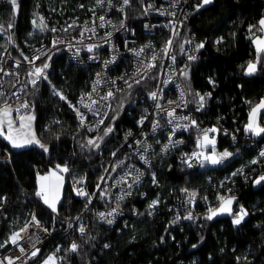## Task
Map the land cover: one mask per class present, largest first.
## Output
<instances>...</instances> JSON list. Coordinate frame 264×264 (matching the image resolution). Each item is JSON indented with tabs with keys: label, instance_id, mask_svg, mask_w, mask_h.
<instances>
[{
	"label": "trees",
	"instance_id": "16d2710c",
	"mask_svg": "<svg viewBox=\"0 0 264 264\" xmlns=\"http://www.w3.org/2000/svg\"><path fill=\"white\" fill-rule=\"evenodd\" d=\"M198 5L178 34L182 41L195 33L203 44L196 58L178 62L192 108L184 142L166 154L154 145L145 177L121 200L126 213L113 224L97 218V211L106 205L97 184L107 165L117 170L133 157L129 147H120L121 132L134 123L128 110L137 96L153 88L154 71L117 92L103 124L87 132L78 128L74 104L88 88L92 68L74 64L60 48L46 50L36 61L43 74L30 83L25 95L33 103L29 112L34 131L47 151L13 147L0 134V150L10 153L8 160L0 159V250L10 245L9 235L34 209L51 233L40 244L39 259L52 253L60 264H264V181L256 183L264 176V156L257 153L264 133L253 135L245 127L250 108L264 97V52L252 46L264 0ZM97 9L98 0H16L15 7L10 0H0V24L11 25L16 39L13 54L21 58ZM40 18L42 23L36 25ZM5 43L0 36V52ZM251 62L256 70L249 73ZM2 81L7 92L14 77L4 75ZM194 102H200L198 109ZM260 121L264 123V113ZM212 124L220 127L214 135L216 148L231 154L216 165L196 154L197 137ZM223 127L228 132L223 133ZM108 128L112 131L105 134ZM235 129L239 130L236 139L230 135ZM98 133L100 142L92 146L89 138ZM249 140L257 146L249 145ZM183 150L193 154L190 162L179 159ZM58 164L67 171L53 212L37 195L36 179ZM74 181L86 195L76 193ZM227 195L237 196L234 212L209 221L208 213ZM241 208L247 215L236 225L233 220ZM80 212L85 231L66 232V219ZM73 243L78 245L76 251L71 250Z\"/></svg>",
	"mask_w": 264,
	"mask_h": 264
},
{
	"label": "built area",
	"instance_id": "2783aa9c",
	"mask_svg": "<svg viewBox=\"0 0 264 264\" xmlns=\"http://www.w3.org/2000/svg\"><path fill=\"white\" fill-rule=\"evenodd\" d=\"M199 1L129 0L125 5L123 0H101L96 11L69 29H75V32L61 30L21 58L13 54L16 39L11 33V25L0 24V36L6 40L0 52V98L3 97L0 107L17 101L9 109L15 124H19V118L32 108V100L25 92L30 83L39 78L35 63L46 50L60 48L74 64L92 68L89 86L78 94L74 104L78 128L87 132H94L103 124L117 92L144 80L154 71L153 88L145 95L137 96L133 108L128 110L134 123L121 132L120 147H129L133 157L117 170L107 165L97 184V190L104 194L106 204L97 211V218L106 223L111 220L112 223L108 224L115 223L125 215L120 202L129 197L145 177L154 145L166 154L184 142L183 133L192 121V108L188 104V92L178 62L182 58H196L200 41L195 33H189L182 41L178 34L181 24L189 19ZM22 67H25L24 71ZM4 75L14 77L7 92L3 89ZM109 92L113 95L109 96ZM152 93L156 94L155 98ZM199 105L200 102L192 104L196 109ZM219 128L212 124L208 126L207 133L214 136ZM238 131H230L231 137L236 139ZM222 132H228V128L223 127ZM201 136L197 137L198 141ZM248 144L257 146L253 140H249ZM261 152H264V142L257 150L259 155ZM9 158L8 150H0V159ZM179 159L190 162L193 154L180 151ZM73 188L80 195L82 189L75 181ZM186 199L191 201L192 197L187 196ZM33 216L39 221V226L33 221ZM81 227L85 231L82 212L66 219V232L82 234ZM45 229L32 209L25 222L14 231V235L18 234L16 242L0 250V264H9V260L12 264H30L39 251L35 256L32 253L39 250L41 242L51 236L49 230ZM53 256V264H60L59 259ZM39 262L41 264L43 261Z\"/></svg>",
	"mask_w": 264,
	"mask_h": 264
},
{
	"label": "snow or ice",
	"instance_id": "6c2138e0",
	"mask_svg": "<svg viewBox=\"0 0 264 264\" xmlns=\"http://www.w3.org/2000/svg\"><path fill=\"white\" fill-rule=\"evenodd\" d=\"M99 2H101V0H98V3H99ZM211 2H212V0H203V4H209V3H211ZM10 3H11L14 7L16 6V0H10ZM123 3H124L125 5H127V4L129 3V0H123ZM201 6H202V5H201ZM100 19L103 20V17H100ZM259 24H260L262 27H264V18H262V19L259 21ZM54 30H55V29H53V31H54ZM257 43H258V45L264 46V40H259V39H258V40H257ZM199 47H203V44L199 45ZM89 50L91 51V49H89ZM258 50H259V51H264V47H261V48H259ZM38 58H39V57H37V59H38ZM43 67H44V68H47V67H48V64H44ZM255 70H256V65L253 64V63H249V64H248V72H249V73H252V72H254ZM35 72H36V74H40V75L43 74V70H42L41 68H36V69H35ZM45 78H46V77H45ZM32 83L35 84L36 81L33 80ZM108 95L111 96V95H113V93H112V92H109ZM209 95H210V94H209ZM155 96H156V94H155V93H152V97L155 98ZM61 98L64 99L63 96H61ZM200 100H201V102H203V100H204V96H200ZM24 106L27 107L26 104H25ZM201 107H203V103H201ZM259 108H264V101H261L260 105H258L257 108H254V109L252 110V113L250 114V115H251V120H250V122L248 123L247 128H246V130L251 131V132H253V133L256 134V135H259V134H261V133H264V127H259V126L256 124V120H255L256 113H257V110H258ZM77 111H78V110H77ZM171 114H172V113L170 112L169 115H171ZM0 115H3V116L6 117V116L8 115V111H7V109H0ZM78 115H79V112H78ZM82 119H83V118H82V116H81V120H82ZM2 123H3V121L0 120V125H2ZM11 123H12L11 120H9V121H8V126H9V128H11ZM193 123H195V121H193ZM111 131H112V129H111V128H108V129L106 130V133H105V134H107L108 132H111ZM212 131H216V129H212ZM0 134H3V132L0 131ZM5 138L9 140V142L12 144L13 147H16V148L23 147L25 144L39 143L38 141H35L34 138H33V139H25V140H23L22 142H18L16 139H13V138L11 137L10 134L7 135ZM205 139H207V137H205ZM89 143H94V142H93V141H89ZM40 147L44 148V150L47 151L46 146H44V145H40ZM113 155H114V154H113ZM229 155H231V154L228 153V152H224V153L222 154L221 159H222L223 157H227V156H229ZM260 155H261V156H264V152H261ZM206 159H209V160L211 161V163H213V164H217V163L220 162V160H217V159H215V158H213V157H206ZM58 167H59V166H58ZM189 167H191V165H189ZM63 170H64V171H67L66 168L63 169ZM44 179H47V178L45 177ZM136 179H139V177H137ZM261 181H264V176H261V177L259 178V180L256 181V183H260ZM79 194H81V195H86V193H83V192H81V193H79ZM37 195H38V196H42L43 199H44L45 204H48V206H49L50 208H52V210H53L54 212L56 211L55 203L49 201L48 196H47V192L44 190V187H43V186L41 187V191H40V192H37ZM193 195H194V194H193ZM226 203H227L228 205H230V204L232 203V201L229 200V201H227ZM113 211H115V209H114ZM219 211H221V212H230V208L222 206V207L219 209ZM241 213H242V215H237L236 218L233 220V223H234V224L239 225V224L241 223V221L243 220L244 215H247V213L243 210V208H241ZM111 214H112V213H109V215H111ZM216 214H217V210H211V215H209L207 218H208V219H212L213 216H215ZM101 215H103V214H101ZM188 218H191V217H188ZM33 221L36 223L37 226H39V221L36 220L35 216H33ZM108 223H112V221L109 220ZM45 231H47V229H45ZM80 232H81V233L84 232V228H83V227L80 228ZM17 235H18V234H15V235L11 238L13 243L16 242V236H17ZM0 246H2V245H0ZM77 248H78V245H77V244L73 243V244L71 245V250H72V251H76ZM21 251H24V249L21 248ZM38 251H39V250L37 249L36 251H34V252L32 253V255L35 256V255L37 254ZM51 259H52V258L49 257V261H51ZM9 264H12L11 260H9ZM45 264H49V262H45Z\"/></svg>",
	"mask_w": 264,
	"mask_h": 264
},
{
	"label": "water",
	"instance_id": "95a60500",
	"mask_svg": "<svg viewBox=\"0 0 264 264\" xmlns=\"http://www.w3.org/2000/svg\"><path fill=\"white\" fill-rule=\"evenodd\" d=\"M213 1V0H212ZM210 4V3H209ZM209 4H203V0H201L200 4L198 5L197 8H203L208 6ZM202 5V6H201ZM17 102V101H16ZM16 102L10 103L8 105L0 107V109H7L8 115L5 117L3 115H0V120L3 121L2 125H0V131L3 132L2 136L3 138L9 143V140L6 139L5 137L7 135H11L13 139H16L18 142H22L25 139H33L35 141H38L39 143H31V144H25L23 147H36L38 149H43L40 147V145L46 146V143H43L39 140L37 137L33 123H34V116L32 113L25 114L19 118V124H15L10 116L9 109L10 107H14L16 105ZM11 120V128L8 126V121ZM12 145V144H11ZM22 148V147H19ZM231 200L232 203L228 205L226 202ZM237 203V196L236 195H227L225 196L219 204L214 207L212 210H217V214L213 216L212 219H208L209 221H212L215 218L221 217V216H230L234 212L235 205ZM224 206L230 208V212H221L219 209ZM211 215V211L208 213L207 217Z\"/></svg>",
	"mask_w": 264,
	"mask_h": 264
},
{
	"label": "crops",
	"instance_id": "0c3cea01",
	"mask_svg": "<svg viewBox=\"0 0 264 264\" xmlns=\"http://www.w3.org/2000/svg\"><path fill=\"white\" fill-rule=\"evenodd\" d=\"M264 18V15H261V17L258 19V22H257V25H258V30L259 32L252 38V46L254 48V50L256 52H264V51H259L258 49L261 48V47H264V46H261V45H258L257 43V40H264V27H262L260 24H259V21ZM252 63V62H251ZM254 64V63H253ZM247 71H248V67H247ZM261 101H264V97L261 98L256 104H254L249 112H248V116H247V120L245 122V127L247 128V125L248 123L250 122L251 120V113H252V110L254 108H257L258 105H260ZM261 113H264V108H259L257 110V113H256V117H255V120H256V124L259 126V127H264V123H262L260 121V114ZM251 132V131H250ZM253 135H256L254 134L253 132H251ZM262 134V133H261ZM260 135V134H259ZM204 137H208V138H212L214 136L210 135L209 133L205 132L202 134L201 136V139L200 141L202 142V139ZM215 139V137H214ZM208 146V143H205V141H203L201 143V146ZM47 178V179H44V178ZM37 187H36V193L37 192H40L41 191V187L43 186L44 187V190L47 192V196H48V199L50 202H53L55 203V207L57 206L59 200H60V197H61V190H62V183H63V174L56 168H50L48 171L44 172V173H40L37 175ZM41 200L44 202V199L42 196H40ZM45 203V202H44ZM48 206V204H46ZM49 207V206H48ZM50 208V207H49ZM52 209V208H51Z\"/></svg>",
	"mask_w": 264,
	"mask_h": 264
},
{
	"label": "rangeland",
	"instance_id": "374dc122",
	"mask_svg": "<svg viewBox=\"0 0 264 264\" xmlns=\"http://www.w3.org/2000/svg\"><path fill=\"white\" fill-rule=\"evenodd\" d=\"M39 23H42V18H40V20H39V22H37V24L36 25H38ZM28 113H30V112H27L26 114H28ZM201 136V135H200ZM100 139H101V133H98V134H96V135H94V136H92V137H90L89 138V141H93L94 143H90L92 146H97L98 144H99V142H100ZM203 141H205V143H208V146H201V143L203 142ZM202 142L199 140V142H198V151H197V155L199 156V158L200 157H204L205 159H206V157H213V158H215V159H217V160H220V161H222L224 158H226V157H223L222 159H221V157H222V154L224 153V152H228V150L227 149H222V150H218L217 148H216V146H215V139H214V137H212V138H208L207 137V139H205V137L202 139ZM229 153V152H228ZM207 163L208 164H210V165H216V164H213V163H211V161L209 160V159H207ZM218 164V163H217ZM59 166V167H58ZM56 169H58L62 174H63V172H64V170L63 169H65L66 167L63 165V164H58L56 167H55ZM259 180V179H258ZM257 181V180H256ZM239 215H242V213H241V211H239V213H238ZM234 218H236V217H234ZM14 236V234H10L9 235V239H11L12 237ZM12 240V239H11ZM49 257H51L52 259H51V261H49ZM39 260H42L43 262L41 263V264H45V262H49V264H53L54 263V261H55V259H54V256L53 255H50V254H47V255H43L42 257H40V259L39 258H32L31 260H30V264L32 263V264H40V262H39Z\"/></svg>",
	"mask_w": 264,
	"mask_h": 264
}]
</instances>
